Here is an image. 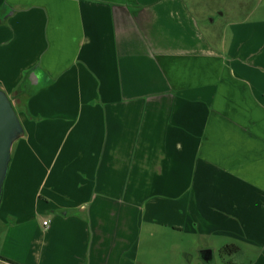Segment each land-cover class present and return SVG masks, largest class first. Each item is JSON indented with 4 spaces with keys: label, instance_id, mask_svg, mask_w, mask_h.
I'll return each instance as SVG.
<instances>
[{
    "label": "crops",
    "instance_id": "1",
    "mask_svg": "<svg viewBox=\"0 0 264 264\" xmlns=\"http://www.w3.org/2000/svg\"><path fill=\"white\" fill-rule=\"evenodd\" d=\"M197 2L0 0V90L24 131L1 258L162 264L171 227L264 264V37L235 53L231 32H200ZM27 238L31 262L5 252Z\"/></svg>",
    "mask_w": 264,
    "mask_h": 264
},
{
    "label": "rangeland",
    "instance_id": "2",
    "mask_svg": "<svg viewBox=\"0 0 264 264\" xmlns=\"http://www.w3.org/2000/svg\"><path fill=\"white\" fill-rule=\"evenodd\" d=\"M197 5L200 11L199 14L204 16L199 23L200 32L203 33V29L208 31L209 34L212 32L218 40L221 39L222 36H228L227 33L231 32L232 50L235 49V53H239L238 48H241L242 45L253 50L252 45H256L253 43L259 44L262 41L256 38L254 39L252 36H260V39L264 37V0H198ZM221 14H223V16H221ZM241 28H243L242 35L237 34ZM204 34L206 33L204 32ZM235 53L232 57L235 56ZM258 54H260V52H258ZM249 64L254 65L252 61H249ZM262 66H264V60ZM258 73H260V71H258ZM152 213L154 214L153 217L156 218H160L162 214L159 208L154 209ZM5 227L6 226L3 225L0 229L3 228L6 230ZM14 231L15 230L12 229L10 233ZM14 236L15 234L12 235L13 240ZM167 239L168 243H166V249L168 254L165 259H161L162 264H205L200 259L199 254L200 251L205 248H210L209 250L213 251L212 261L209 264H231L236 260H241L235 258L234 254H221L220 249L228 246L226 245L228 243L224 242L223 239H210L190 232L180 234L173 232L171 227L168 229ZM13 243L12 240L6 242L5 252L9 250L12 254L18 252L22 260H24L23 257H25L27 261L31 262L30 255L27 253H30L31 249L29 238L25 241H21L20 249H16L14 246L11 248ZM234 246L238 247V245ZM244 260L245 259L242 258V263L246 262ZM155 262L159 264L160 260L156 258ZM236 263L238 264V262Z\"/></svg>",
    "mask_w": 264,
    "mask_h": 264
},
{
    "label": "water",
    "instance_id": "3",
    "mask_svg": "<svg viewBox=\"0 0 264 264\" xmlns=\"http://www.w3.org/2000/svg\"><path fill=\"white\" fill-rule=\"evenodd\" d=\"M29 78H35V75L32 74ZM23 135V128L9 98L0 90V199L3 183L8 171L12 147ZM200 257L205 263H210L212 252L207 249L202 250L200 251Z\"/></svg>",
    "mask_w": 264,
    "mask_h": 264
},
{
    "label": "trees",
    "instance_id": "4",
    "mask_svg": "<svg viewBox=\"0 0 264 264\" xmlns=\"http://www.w3.org/2000/svg\"><path fill=\"white\" fill-rule=\"evenodd\" d=\"M11 12H12V9L9 6L5 5L0 11V18H4V17L8 16ZM37 90H38L37 87H31L30 83H29V80L25 79V81L21 85V92L20 93L21 94L31 95V94L35 93ZM237 251H238V248L236 246H234V245H228V246H225V247L220 249V252L223 255H225V254L233 255ZM0 261H3V262L8 263V264H16V263H14L12 261L3 259L1 257H0Z\"/></svg>",
    "mask_w": 264,
    "mask_h": 264
},
{
    "label": "built area",
    "instance_id": "5",
    "mask_svg": "<svg viewBox=\"0 0 264 264\" xmlns=\"http://www.w3.org/2000/svg\"><path fill=\"white\" fill-rule=\"evenodd\" d=\"M43 226H46L47 224H48V222L47 221H43Z\"/></svg>",
    "mask_w": 264,
    "mask_h": 264
}]
</instances>
